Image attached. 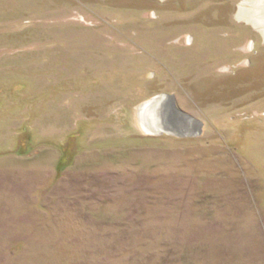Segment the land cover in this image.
Returning a JSON list of instances; mask_svg holds the SVG:
<instances>
[{
    "label": "rangeland",
    "instance_id": "1",
    "mask_svg": "<svg viewBox=\"0 0 264 264\" xmlns=\"http://www.w3.org/2000/svg\"><path fill=\"white\" fill-rule=\"evenodd\" d=\"M245 1L0 0V264H264Z\"/></svg>",
    "mask_w": 264,
    "mask_h": 264
},
{
    "label": "bare ground",
    "instance_id": "2",
    "mask_svg": "<svg viewBox=\"0 0 264 264\" xmlns=\"http://www.w3.org/2000/svg\"><path fill=\"white\" fill-rule=\"evenodd\" d=\"M251 3L254 4V6L252 8H250V6L252 5ZM260 5L264 6V0H246L240 7V11L238 13V19L242 20V21L246 20L249 22V24H253V26H255L258 30H260L264 35V9H263V11H261L259 9ZM162 102L168 103L169 108L172 111L173 115L176 116L177 118L181 119V120L186 121V123L181 122L179 124L178 122L177 123L172 122L170 124H167L168 127L172 126L170 128L165 127V126H161V127H156V128H145V129H143V126H142L141 121H140L142 129L147 134L155 135V136L161 135V134H168V135H172V136H176V137H182V138L200 136L202 123L194 117L184 116V115L180 114L179 112H177V110L175 109V106H174L175 105L174 100L167 95H160V96L154 97V98L146 101L143 105H141L139 108V112H138L139 118H140V114L142 111L141 109L148 108L149 106H154L157 104L155 107H156V110L158 112V106ZM155 118H157V117H155ZM158 118H157V120H158ZM160 118H161V115H160ZM142 121H143V119H142ZM160 121L161 120H158V123Z\"/></svg>",
    "mask_w": 264,
    "mask_h": 264
},
{
    "label": "water",
    "instance_id": "3",
    "mask_svg": "<svg viewBox=\"0 0 264 264\" xmlns=\"http://www.w3.org/2000/svg\"><path fill=\"white\" fill-rule=\"evenodd\" d=\"M169 97H171L173 100H174V97L173 96H169ZM175 104V103H174ZM175 106V105H174ZM175 109L177 110V112H179L180 114H182V115H184V116H188V115H186V114H184V113H182L181 111H179L178 109H177V107L175 106ZM165 123V122H164ZM167 123V122H166Z\"/></svg>",
    "mask_w": 264,
    "mask_h": 264
}]
</instances>
